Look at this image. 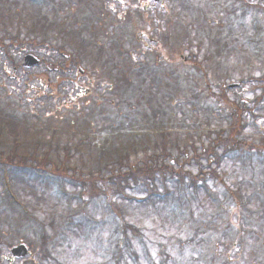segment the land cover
I'll list each match as a JSON object with an SVG mask.
<instances>
[{
	"label": "rangeland",
	"instance_id": "rangeland-1",
	"mask_svg": "<svg viewBox=\"0 0 264 264\" xmlns=\"http://www.w3.org/2000/svg\"><path fill=\"white\" fill-rule=\"evenodd\" d=\"M53 1L54 0H0V38L3 39V44L7 45L13 51L16 59H18V56L20 58L23 54V52L17 48H24L25 46H28L30 49H35V52L40 57L48 56L52 58L53 52H44V47L34 48L33 45L30 47L27 43L33 40V42H35L47 39L53 42L64 39L68 45V52L80 51V56H85V52H87L85 62L94 59L102 62L103 67L115 63L116 61L121 62L119 57L118 59L115 58V40H112L109 44L112 48L111 53L114 55V58L107 54H104L103 58L102 53L94 46L86 45L84 49L80 37L89 34V32H87V22L81 26L78 35H75L77 33H73V35L72 33L65 32L69 33L66 34L68 37H66L65 34L55 36L53 33L54 22L60 19V14L59 11L53 7ZM95 1L98 3V0ZM226 1L228 0H189L194 6L190 7L188 12L183 9L182 0H173V5L171 3V6L173 7L174 15H177L179 11H183L187 12V17L194 20L202 18L205 14L212 12L216 3L219 2L222 5L226 3ZM232 1V5L236 10L235 13H233L228 20L220 22L219 25L215 24L214 26H209L204 23V25L197 29L191 24L187 26L183 23L182 26L181 18L183 20L185 19L180 15V19L175 23L174 36L171 37V41L176 45H179L177 41H181L182 39H184L183 42L186 46L192 45L190 49H184L183 53L188 56L194 53L197 55L198 60L206 62L213 77L219 80L221 84L225 82L224 80L231 82L241 81L250 76L251 71L254 76L258 75V70H251V67L256 66L259 62L256 58L257 52L260 51L264 45L262 20L258 16L251 14L248 10H237L241 3L237 2V0ZM110 3L114 4L116 1L102 0L99 2L100 5H110ZM73 10L74 16L78 18L84 16L86 12L85 9L78 7L73 8ZM99 25L100 22L98 18L94 16L89 22V29L94 31L93 29L100 27ZM103 30H105V27H103ZM103 30L96 32L102 36ZM124 30L127 31L129 29L123 26V32ZM40 36H49V38H40ZM101 39H103V37H101ZM199 42H201V45ZM208 43L211 46L208 45ZM199 45L200 47H198ZM13 46L17 48L14 49ZM157 53L162 54L160 49H157ZM139 55L142 56L140 53ZM72 56L74 57L75 55L72 53ZM140 56L138 59L136 56L137 61H141L142 57ZM176 56L177 51L173 50L166 55L168 64L173 68L172 72L174 76L163 77L156 80L155 83L157 86H152V93L147 89L146 85H143L142 95L140 91L141 101L138 103V106L136 104L137 90H133V97L132 92L130 94L126 93L125 96L122 97L117 91L113 93L107 90V88H110L111 84L119 83L118 78L125 80L124 73L121 70H117L119 71L118 73L110 66H105L101 70L102 76L105 77L108 82L107 85L104 84V88H102L100 92L106 90V93L103 95L104 99L113 101V104L118 103L123 113L132 116H135L137 113L139 116L143 114L142 107H144V105L142 101H146L149 96H151L153 99L152 105L156 108L152 106L154 113L161 112V114L164 115L160 110V105H162L163 109L169 110V106L165 103L168 97L174 100L178 98V96L183 97L184 93L191 92L192 86H194L191 80L194 79V77L190 76L198 72L195 68H188V65L182 61L179 62ZM153 59L154 56H147V53H144L142 58L143 61L147 62H151ZM2 62L3 61L0 60V72H3ZM7 62H9L8 59ZM188 62H192V59L190 58ZM72 69L77 72L75 68ZM40 70L41 69H38V71ZM149 70L150 67L147 66L146 71ZM155 73L156 70L153 69L151 74ZM86 74L85 72V76ZM158 74L159 72L155 75ZM85 76L80 75V81L83 84L85 83L87 87H91ZM52 77L54 78V76ZM137 78L138 80H135L133 83L136 87L139 86L140 83H143V78L139 76ZM98 85L99 84H97V86ZM124 85V90H122L124 93L129 90V88L132 90L130 84L126 85L124 83ZM72 87L73 86H69L67 88L71 95L70 97L74 95ZM235 91L237 90L231 92ZM5 92L4 89L0 88V97L3 99L6 96ZM247 96L250 97L249 94H247ZM15 97L19 104L26 103L25 99L18 96ZM192 97L195 102L199 104L202 103L197 93L192 94ZM89 99L88 96L82 97L80 102L81 109L66 106L58 108L57 110L54 104H46L43 106L41 103L38 105L31 104L30 102L29 106H35L34 110L39 111V113H35L30 121L27 120L25 116H20L19 120H12L10 116H6L4 121L9 122V120H11L13 123H5V134H2V140L8 141L14 138V140L18 142V154H29L32 152V147L38 145L39 157H42L41 150L44 149L46 154L49 153V158H51L50 163L53 162L54 164L60 165V162L64 159L68 167H75L78 169L77 171L73 170L77 172V174L80 173L74 175L76 178L86 179L85 177L89 175V177H92L94 175L97 176L106 173L110 168L112 170L117 169L120 165H118L119 162L115 160V154H122L125 152V149L129 152H133L134 144H146V141H150L149 132L147 129H142V132H140V128L136 129L135 125H132L133 127L127 130H125V128L120 130L117 126H111L113 121H115L116 125H123L126 122L123 113H119L118 117L112 121L101 120L95 112L100 113L105 106L95 105L93 107L94 103H92L90 107L84 109V103L86 104V100ZM5 101L10 100L6 99ZM187 106L191 108L193 105L188 103ZM93 109L95 112H93ZM109 109V107L106 108V110ZM24 110H26L25 112L27 113L29 112V109L26 107H24ZM114 110H116V108H114ZM177 111L179 112L178 108ZM188 113L189 116L192 117V122H190L189 119L186 127H182L181 123L183 118L180 117L175 118V126L172 123H168L170 120L168 115L161 116L157 114L154 117L155 123L159 126V129L165 126L166 133L170 132L172 144L177 143L176 147L174 145L170 146L171 155L167 160H172L175 155L178 157V146L181 147L187 142L190 143L188 148L193 144L198 147L200 145L194 142V139L197 140L199 136H201L205 142L207 138L206 134L201 135L203 131L199 133L193 127L196 125L195 121L198 117L205 119V116L199 112L192 113L189 111ZM4 114V112L0 111V119ZM28 116H30L29 113ZM74 118L77 120V123L70 127V122L73 123ZM148 118L147 116V119ZM141 120H145V117H141ZM26 121L27 130L23 125ZM223 122L226 124L225 121ZM189 125L193 128L189 127ZM90 126L93 127L94 130L92 134L88 131ZM216 126L217 124L213 125V128ZM213 128L211 127V129ZM258 135V133H254L253 136L255 140L258 139ZM247 137V135L244 136L246 139ZM100 140L102 141L101 143H99ZM5 144L10 145V143ZM166 145V134L153 133L151 142L153 150L164 149ZM192 151L191 148V155L193 154ZM81 159H83V161ZM238 161L239 157H234L226 151L223 155V164L217 169L216 176L210 173L211 170L206 169V167H212L207 165L206 158L200 160V163L204 165V173L199 171V166L197 167V165L193 166V164L187 163L185 170L190 172V175L186 178L188 184L192 185L191 189L201 186H204L205 190L214 189L215 192L217 191L220 201L226 200L224 199V191L226 189H230V191L233 190L237 195L241 193H263V190L258 188V186L255 189L248 188L251 186L249 180L252 177L255 178V182L264 178V165H255L256 173L253 174L245 171L244 168L239 165L240 162L238 163ZM256 161L257 160H255V162ZM175 167L178 168L177 164H175ZM62 170L63 168L61 166L51 169L55 174ZM69 173L73 174L72 170L69 171ZM24 177L26 180H11L14 193L18 196L20 201L13 198L12 195L11 197L15 201L21 203V206H18L14 202H7L8 200L3 198V194L6 192L4 191L3 182L0 180V226L2 227L0 230L6 228L11 232V236L2 239L1 241L3 242H0V257L2 256L8 259L10 250L9 244L16 245L24 238L22 241L29 246V260H34L36 262H44L45 260V264H49L50 262L57 264L58 261L60 264H97L98 261L102 260L101 256L104 253L105 242L114 226L110 219L114 218L116 220L115 215L105 214V209L103 211L98 207L101 206L102 202H105L104 198H93L92 186H85L87 184H79L81 187L65 185L67 191L70 193H73V191L74 193L81 192V194L74 199H78V197L83 198V194L87 193L84 197L87 200V206L84 207V209L87 216L95 220V224L87 226L82 220L74 219L69 226L68 213L79 208V202L75 200L70 209L67 203L68 200L59 195L60 184L57 181L50 183L44 180L43 184V179L35 178L34 176L27 177L25 175ZM152 178L155 179L153 174ZM145 179L151 178L145 177ZM89 180L92 181V179ZM148 181L147 185H149ZM100 183L104 184L103 182ZM100 183H97V186L93 185L94 188L102 190L103 188ZM166 183L168 186L172 187L176 193H181L179 192V188L172 184L173 182ZM261 183L263 182L261 181ZM157 184L156 186L159 187L160 191L163 190V184L160 180L157 181ZM183 189H185L183 193L187 197V202H184L186 211L191 210L192 207L194 210L193 214L195 220L192 221V223L187 220L183 223L182 219H186V212L173 219L170 215L174 212L168 211V206L165 204L154 206L153 204L143 203V205L135 200L129 202L127 199L117 197V204L124 209L126 221L136 227L139 226L142 228L140 229L141 231L139 230L130 234V239H132L131 251L133 250L136 252L139 264H203L205 258L202 256L200 243L205 242L203 237H206L207 234L210 235L208 236L209 239H213L212 246L217 245L219 251H221V249H230L228 250L229 252L225 251V253H228L232 264H238L244 257L252 255L258 241L256 240L257 238L254 237V233L263 234L264 221L260 224L249 226L244 225V223L240 225L244 228V231H242L244 240L242 243L238 241L237 246L231 248L235 240L232 238V240L229 241V238L222 234L226 232V225H228V222L225 220L226 218L224 219V223L221 218L216 219L215 217L219 211L218 204L209 198L207 196L208 193L206 192V195L203 190H199L195 193L186 185H184ZM84 190L85 192H83ZM145 190V185L141 187L132 182L130 189L127 188V193L131 197H144L146 196ZM194 194L198 196L196 197ZM247 196L246 194V197ZM91 198V202L88 203V200ZM179 199L185 201L182 198ZM253 200L255 202L258 201L257 198ZM19 207H24V212L28 210L31 211L35 219H31L30 214L26 216ZM223 209L225 214H231L234 210V205L231 201H225ZM248 209L251 211L260 209L262 213L259 215V213L256 212V218H260L264 214L263 203L259 205L251 203L248 205ZM117 214L121 215L119 212H117ZM248 214L250 215L249 212ZM232 225L238 226V222L233 221ZM42 226L44 227L41 231H35ZM195 232L196 236L192 237ZM42 234L44 238L46 237L47 239V244L44 247L40 246L41 239L38 238ZM218 234L220 236H217ZM231 235L234 236V232ZM228 242L230 247H224ZM116 243L121 244L122 241L117 240ZM126 256L131 259L128 252H126ZM16 261L20 262L19 259ZM127 262L129 264H136L133 260H127ZM0 264H6V261L0 259Z\"/></svg>",
	"mask_w": 264,
	"mask_h": 264
},
{
	"label": "trees",
	"instance_id": "trees-1",
	"mask_svg": "<svg viewBox=\"0 0 264 264\" xmlns=\"http://www.w3.org/2000/svg\"><path fill=\"white\" fill-rule=\"evenodd\" d=\"M128 18L129 17H126V19H128ZM156 23L158 24L159 20H156ZM9 38H10V36H9ZM192 61H194V59H192ZM229 143L231 144V142H229ZM218 150L223 152V153H219L218 152L219 155H221V156H219L216 153V156H218V163L220 164L221 158L223 157L222 154H224L226 151L229 153L228 142L226 140L220 141V145H219V149ZM231 152H233V151H231ZM143 162L141 161V164H138L136 167L132 166L133 168H131V170H129V173H131L133 175L134 180L137 177H138L137 180H139V179L145 180V178H143V176L145 177L146 174H152L153 173L155 175L153 170H155L157 168L153 167L151 165H145V163H143ZM164 173H166L165 170H164ZM188 186H190V185H188ZM259 188L264 191V183H262V185ZM165 189H166L165 191H168L169 193H171V189L169 187H165ZM152 191L154 193H157L156 189H153ZM112 192L115 195L118 194L120 192V187H117L116 189H112ZM242 198L243 197H242V194H241L240 195V199L242 200ZM109 204H111V201H109ZM243 207H244V203L241 201L240 210H243ZM128 227L129 226L125 225V226L122 227V229H117L116 233H119L120 230H123V234H124L123 236H125L126 235L125 234V232H126L125 229H127ZM126 245H128V244H126ZM124 261H125V256L123 255L122 251L120 249H118V248L112 247V250L109 249L107 256L103 259V261L100 264H123ZM211 264H216V263L214 262V263H211ZM227 264H229V262H227Z\"/></svg>",
	"mask_w": 264,
	"mask_h": 264
},
{
	"label": "bare ground",
	"instance_id": "bare-ground-1",
	"mask_svg": "<svg viewBox=\"0 0 264 264\" xmlns=\"http://www.w3.org/2000/svg\"><path fill=\"white\" fill-rule=\"evenodd\" d=\"M73 53H75V54H78V55H80V54H81V52H80V51H76V52H73Z\"/></svg>",
	"mask_w": 264,
	"mask_h": 264
},
{
	"label": "water",
	"instance_id": "water-1",
	"mask_svg": "<svg viewBox=\"0 0 264 264\" xmlns=\"http://www.w3.org/2000/svg\"><path fill=\"white\" fill-rule=\"evenodd\" d=\"M29 57H30V56H29ZM29 59H32V58H29ZM29 59L26 61V64H28Z\"/></svg>",
	"mask_w": 264,
	"mask_h": 264
}]
</instances>
